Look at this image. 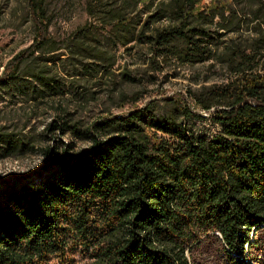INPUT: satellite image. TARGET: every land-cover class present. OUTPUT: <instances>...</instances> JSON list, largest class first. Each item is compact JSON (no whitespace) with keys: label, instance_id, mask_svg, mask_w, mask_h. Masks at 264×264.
<instances>
[{"label":"trees","instance_id":"16d2710c","mask_svg":"<svg viewBox=\"0 0 264 264\" xmlns=\"http://www.w3.org/2000/svg\"><path fill=\"white\" fill-rule=\"evenodd\" d=\"M104 1L88 0V12L107 40L147 49L148 70L222 74L207 73L185 98L138 105L144 91L121 92L120 107L132 108L86 124L52 106L63 82L51 63L71 60L95 77L116 56L88 42L89 25L59 42L47 0H27L32 41L3 65L0 95L48 101L49 137L69 141L44 147L41 168L0 182V264H264V0ZM197 109L215 133L197 126L207 119ZM33 143L0 125V159Z\"/></svg>","mask_w":264,"mask_h":264},{"label":"rangeland","instance_id":"374dc122","mask_svg":"<svg viewBox=\"0 0 264 264\" xmlns=\"http://www.w3.org/2000/svg\"><path fill=\"white\" fill-rule=\"evenodd\" d=\"M87 2L88 0H47L50 33L59 42L66 43L81 27L89 25L92 31L87 35L88 42L111 49L117 62L113 68L95 77L78 74L71 60L52 62L53 70L63 82V94L50 99L54 108L63 104L77 113L76 118H82L88 124L102 115L121 113L132 108L134 104L131 102L120 107L121 92L144 91V98L137 103L144 105L150 100H163L170 96L185 98L188 90L198 87L197 83L207 73L210 82L221 76L220 71H208L206 65L176 68L170 65L160 73L148 70L145 64L147 49H140L136 41L123 45L121 41L114 43L107 40L99 19L100 14H90ZM105 2L108 4L112 0ZM118 4L119 0L116 5ZM33 33V19L29 15L27 0H0V71L15 53L31 44ZM132 45H135L133 49L127 51L126 47ZM124 72L134 76L137 81L126 79L122 75ZM13 100L9 95H0V125L7 126L8 130L22 131L26 137L33 136L34 143L31 151L19 157L0 159V182L2 179L19 177L41 168L44 147L56 144V139L69 141L68 136L61 137L58 133L55 139L49 137L45 127L52 120L54 111L48 101H24L20 97L15 102ZM197 111L207 118L197 122V126L205 128L208 135L215 133L218 126L211 121L209 112L202 109Z\"/></svg>","mask_w":264,"mask_h":264}]
</instances>
